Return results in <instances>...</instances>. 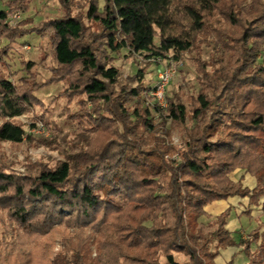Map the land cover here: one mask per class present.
Instances as JSON below:
<instances>
[{
    "label": "trees",
    "instance_id": "1",
    "mask_svg": "<svg viewBox=\"0 0 264 264\" xmlns=\"http://www.w3.org/2000/svg\"><path fill=\"white\" fill-rule=\"evenodd\" d=\"M58 1L63 15L28 27L30 17L19 27L10 18L16 10L27 12L28 2L5 1L0 64L10 44L31 32L48 36L54 63L44 82L32 60H21L16 81L9 79L15 72L0 71V114L21 115L33 108L41 85L62 81L61 95L82 104L80 130L100 142L25 176L0 169V221L7 234L0 238V264H217L220 249L231 245L243 247V264H264V220L237 241L227 227L229 207L214 216L205 210L213 200L238 195L249 197L250 214V205L264 196V0ZM75 2L85 11L74 13ZM209 35L216 37L217 66L209 71L201 64V88L190 107L167 96L163 128L147 116L160 105L142 107L148 89L143 68L135 75L137 86L114 90L120 69L110 63L113 53L126 48L154 62L170 54L179 60ZM167 121L184 126L179 148L163 137L170 136ZM26 137L31 134L22 124H0L1 141ZM176 152L175 160L166 156ZM238 168L255 177L253 188L242 177L233 179ZM99 171L102 180L96 181ZM202 216L211 219L204 223ZM68 225L93 229L95 256L81 232L75 244L67 231L71 245L54 251V232L64 233Z\"/></svg>",
    "mask_w": 264,
    "mask_h": 264
},
{
    "label": "rangeland",
    "instance_id": "2",
    "mask_svg": "<svg viewBox=\"0 0 264 264\" xmlns=\"http://www.w3.org/2000/svg\"><path fill=\"white\" fill-rule=\"evenodd\" d=\"M5 1L6 0H0V11L5 8ZM26 1L29 4V10L27 12L22 13L20 10L14 12L19 14V17H17L18 23L15 26L19 27L20 20L25 17H30L32 19V22L27 25L28 27L36 26L41 20L59 17L64 14V10L60 8L58 0ZM74 4V13H82L85 11V5L82 2H75ZM214 39H216V37L209 35L206 39H203L202 42L199 41L196 48L186 51L179 56V60L182 64L178 65L176 73L167 86L165 92L167 103V96H171L175 99H180L188 107L191 106L193 96L198 94L201 88V79L203 75V71L200 69L201 64L205 63V67L209 71H213L217 66L214 60L219 57V53L216 44H214ZM156 42H159L158 38ZM10 46L9 54L4 60L5 63L0 64V71H3L5 74L8 71L15 72L9 79L16 81L18 77L23 74V71H21L23 67L21 60H32L35 63L34 70L38 72V81L44 82L47 80L51 74L49 69L50 65L54 63L51 44L47 35L42 37L36 32H31L21 36L16 42L11 43ZM112 56H114V58L110 63H113L120 69L118 83L114 89L116 93H119L121 88L125 85L137 86L139 80H137L135 75L140 68H143V86L148 89L146 90L147 96L144 94L145 100L143 101L142 107H145L148 103L152 106L154 101L150 90L151 86H153L156 81L157 62L148 58L147 53L131 52L126 48L122 49L119 53H113ZM170 56L173 55L170 54ZM63 88L64 82L62 81L45 83L34 92L35 104L33 108L31 107L21 115L13 118L3 117L0 114V124L5 119H10L13 122L22 124L27 132L31 134V138L26 137L22 142L0 140V169L25 176L32 173V170L36 169L39 164H46L54 167L57 162L64 159L67 154H73L78 150L93 151L94 149L92 147L99 146L100 141L95 133H89L90 131H88L83 134V130H80L82 126L79 123V116H77V114L81 112L80 110H83V107L82 104H80L79 97L72 98L71 100L63 97L60 93ZM136 104V102L131 103L132 107L136 106ZM159 110H154L153 108L147 116L151 118L157 126L163 128L160 122L161 120L167 119V105H160ZM167 122L170 136L163 137L167 142H171L179 148L183 145L185 140L184 126L170 123V121ZM87 126L92 127L93 125L89 123ZM162 134L163 133H161V135ZM166 156H171L170 158L175 160L178 158V153L176 152ZM99 168V170L103 172V169L101 167ZM101 171L95 175L94 178H96V181L102 180V176H99ZM233 174L234 171L231 175L233 176ZM4 215L6 216V212ZM247 215V213L242 212V214L238 216L235 209L230 210L228 218L232 226L235 227V232L232 234L236 240H239L240 237L237 233H241V235L245 237L248 235L250 229L264 220L263 211H255L252 215ZM210 219L211 218L208 216H202L200 218L204 223H207ZM68 226L69 229L66 228L64 233L54 232L57 233V235L55 234L57 238L54 240L53 245L54 251L71 245L72 242L65 243L64 235L67 231L71 233L72 241L75 244L79 240L76 235L81 232L87 237V244H90L91 253L95 256L96 234H94L93 229L88 225L82 228L79 226ZM8 231L11 232L10 229H8ZM6 235L5 224L0 221V238L3 240L6 239ZM7 238L11 241L14 236L12 238ZM16 241V244H21L20 238L16 239ZM63 252L68 255L70 254V251H68V249L66 250V248L63 249ZM175 256L181 262L185 259V256L182 254L176 253ZM161 260L164 261V257H161ZM4 264H6V262ZM65 264L73 263L66 262ZM235 264H237V262H235Z\"/></svg>",
    "mask_w": 264,
    "mask_h": 264
},
{
    "label": "crops",
    "instance_id": "3",
    "mask_svg": "<svg viewBox=\"0 0 264 264\" xmlns=\"http://www.w3.org/2000/svg\"><path fill=\"white\" fill-rule=\"evenodd\" d=\"M232 177L234 180H237L239 177H242L243 184L250 188H253L256 185L255 177L251 175L250 173H244L239 168L234 171V174ZM263 197L264 196L260 198L259 204L250 205V208H251L250 215H252L255 211H263L262 205H261L264 202ZM248 206H249L248 196L241 197V196L235 195L227 199L213 200L210 203L206 204L205 210L208 212V214H210L211 216H214V215L221 213L222 211H224L226 208L229 207L230 210L235 209L236 214L239 216L242 214V212L246 213ZM247 216H249V214ZM227 227L229 228L231 233L235 232V227L232 226V223L230 222L229 218L227 220ZM255 227L250 229L248 232L250 233V231L253 230ZM237 234L240 236L239 239L246 238L248 236L247 235L243 237L241 233H237ZM229 261H233V264H235V262H237V264H243L248 261V258L241 245H231V246H227L225 248L220 249L219 255L216 257V263L226 264Z\"/></svg>",
    "mask_w": 264,
    "mask_h": 264
},
{
    "label": "built area",
    "instance_id": "4",
    "mask_svg": "<svg viewBox=\"0 0 264 264\" xmlns=\"http://www.w3.org/2000/svg\"><path fill=\"white\" fill-rule=\"evenodd\" d=\"M19 17L18 13L12 14L11 19ZM156 81L153 86H151V96L154 102L161 106H166L167 101L165 99V92L167 86L176 73L178 65H181L182 62L178 59H173L172 57L159 58L156 60Z\"/></svg>",
    "mask_w": 264,
    "mask_h": 264
}]
</instances>
